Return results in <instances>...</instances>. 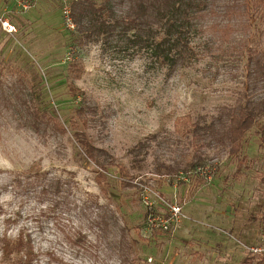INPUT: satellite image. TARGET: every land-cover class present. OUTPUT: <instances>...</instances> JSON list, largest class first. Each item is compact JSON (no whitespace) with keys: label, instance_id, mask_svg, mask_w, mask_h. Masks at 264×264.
<instances>
[{"label":"rangeland","instance_id":"obj_1","mask_svg":"<svg viewBox=\"0 0 264 264\" xmlns=\"http://www.w3.org/2000/svg\"><path fill=\"white\" fill-rule=\"evenodd\" d=\"M69 1L0 0V87L15 100L20 77L30 102L65 127L35 131L12 105L0 114V264H258L264 135L254 125L231 154L228 143L205 135L196 146L182 131L244 93L264 96L248 87L240 35L220 46L196 37L199 58L169 72L127 36L73 43ZM84 95L97 109L84 113L83 124L73 107ZM76 132L98 148L96 158L108 154L105 169L79 147ZM139 141L144 148L134 149ZM196 148L202 172L155 173L157 159L187 161ZM115 163L132 178H122ZM52 177L62 182L59 192L44 188ZM144 189L152 190L146 195L157 215L167 206L156 194L181 206L169 231L150 236Z\"/></svg>","mask_w":264,"mask_h":264},{"label":"trees","instance_id":"obj_2","mask_svg":"<svg viewBox=\"0 0 264 264\" xmlns=\"http://www.w3.org/2000/svg\"><path fill=\"white\" fill-rule=\"evenodd\" d=\"M68 5L77 31L73 33V43L81 45L84 41L99 37L108 41H121L127 36L134 46L146 48L169 72L189 66L199 58L203 48L195 43L196 37L203 36L208 41L216 40L220 46L236 33L241 40L239 51L246 55L244 65L251 83H248V87L264 90V0H70ZM69 67L72 69V66ZM15 83L20 84V90L14 94L15 100L9 89L0 87V101H3L0 104V114L12 105L25 119L26 125L35 131H65L56 114L47 107L39 108L30 102L22 88L26 85L24 80L18 77ZM70 94L76 97V91L70 90ZM244 95L245 98L239 99L235 104L222 106L208 121L200 123L198 120H188L182 131L192 137L195 145L202 136L210 135L214 140L228 143L231 154L238 153L243 147L244 135L251 127L257 126L260 135H264V96L255 97L247 93ZM73 109L77 112L79 121L84 124L87 119L84 113H94L97 105L84 95ZM69 120L71 128L75 129V121ZM75 134L79 147L105 169L108 154L105 152L107 155L103 161L99 160L94 152L96 147L85 133ZM133 147L143 149L144 144L139 141ZM99 150L102 152V149ZM204 163L203 156L196 148L187 161L169 164L157 159L155 173L172 176L181 171L182 174L190 175L192 172H202ZM118 168L122 178H132L123 166L118 165ZM35 172L40 176L39 169ZM121 184L138 188L129 181H122ZM44 186L59 192L62 182L56 177L46 178ZM153 214H157L155 207L146 205L143 222L146 223ZM161 214L167 216L166 213ZM261 227L264 231V215L261 218ZM167 231L169 230L157 228L150 236ZM258 264H264V259Z\"/></svg>","mask_w":264,"mask_h":264},{"label":"built area","instance_id":"obj_3","mask_svg":"<svg viewBox=\"0 0 264 264\" xmlns=\"http://www.w3.org/2000/svg\"><path fill=\"white\" fill-rule=\"evenodd\" d=\"M65 19L69 26H73V21L70 17V9L69 5L66 4L65 6ZM5 24V22H3ZM11 30V28L9 29ZM145 195L143 197L144 203L147 206L152 207L153 201L151 199H148V196L146 194H149V192H152L150 189H144ZM156 197L159 201H161L163 204L167 206V216H163L162 214H153L150 216L147 220V227L146 229L151 233L154 229L161 228L163 230H169L172 226L176 224V222L180 219L181 216H183L181 211V206L176 203H168L163 197L156 194Z\"/></svg>","mask_w":264,"mask_h":264}]
</instances>
